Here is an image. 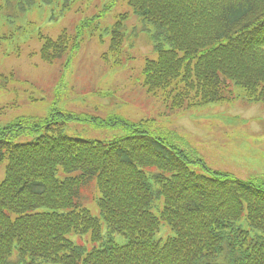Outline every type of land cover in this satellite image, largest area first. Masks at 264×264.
<instances>
[{"label": "trees", "instance_id": "16d2710c", "mask_svg": "<svg viewBox=\"0 0 264 264\" xmlns=\"http://www.w3.org/2000/svg\"><path fill=\"white\" fill-rule=\"evenodd\" d=\"M0 1L18 13L40 3ZM118 3L127 8L104 30L110 41L101 59L113 69L126 64L124 24L134 16V35L144 33L154 53L140 85L169 112L240 96L264 104V0H111L71 33L40 35L41 60L66 67ZM73 121L125 134L109 142L71 137ZM153 124L54 106L45 118L0 125V264H264V177L212 171ZM92 194L97 215L83 205ZM162 225L173 232L163 243L154 239Z\"/></svg>", "mask_w": 264, "mask_h": 264}, {"label": "rangeland", "instance_id": "374dc122", "mask_svg": "<svg viewBox=\"0 0 264 264\" xmlns=\"http://www.w3.org/2000/svg\"><path fill=\"white\" fill-rule=\"evenodd\" d=\"M38 1L27 13L7 12L0 5V125L24 117L45 118L54 106L72 114L117 116L134 122L149 119L155 130L173 132L177 142L190 148L210 170L244 180L264 177L262 104H247L239 97L225 104L169 112L160 98L147 95L140 85L144 60L154 53L144 33L134 35L132 28L141 30L135 17L124 24L126 37L121 45L128 51L122 55L126 64L113 69L101 59L110 41L104 30L125 11L121 3L100 18L101 31L84 39L66 67H61V61L45 63L40 58V35L57 39L64 31L70 33L81 19L100 14L111 0H71L67 6L64 0ZM67 133L106 142L125 134L119 126L94 127L79 121L69 123ZM5 165H0V182ZM95 196L85 205L93 215H97ZM170 236L173 232L162 225L154 239L163 243ZM70 239L86 243L82 237ZM114 241L126 243L121 235H114Z\"/></svg>", "mask_w": 264, "mask_h": 264}]
</instances>
